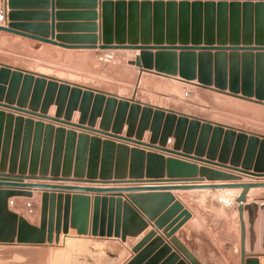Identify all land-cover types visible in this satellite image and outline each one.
Segmentation results:
<instances>
[{"label": "rangeland", "instance_id": "obj_1", "mask_svg": "<svg viewBox=\"0 0 264 264\" xmlns=\"http://www.w3.org/2000/svg\"><path fill=\"white\" fill-rule=\"evenodd\" d=\"M104 10H109L108 25V18ZM104 10H102L103 39L114 45L122 42L129 44L133 39L139 45L199 47L237 45L243 47L244 44H248L252 47H264V1L114 0L110 1ZM94 15L96 23L99 21L98 13L96 15L94 12ZM234 40L238 42L231 43ZM130 52L117 51L116 62L104 65L99 63L97 58L86 57L84 53L83 55L77 53L59 61L52 56L40 59L21 57L0 49V72L2 68L8 67L12 71L18 70L23 74L42 75L57 78V80L63 79L65 82L70 80L72 84L84 85L97 91L128 95L134 94L133 92L136 91L139 99L149 103L140 102L141 104L155 105L152 107L159 109H163L160 108L161 106L166 107L172 109L166 111L199 119L202 124L209 122L213 128H215V124L225 126V128L231 127L236 130L237 135L242 131L247 135L248 140L251 137L258 139V144H252V148L255 150L254 167L249 172L264 176V168H258V172L255 170V166L259 164L257 163L258 155L264 154V145H261L264 141V95L235 97L216 92L215 89L210 90L198 85L195 87L201 89H191L170 78L162 79L150 76H145L142 84L137 87L136 71L138 69L140 72V69L131 65V62L135 61L136 55ZM259 52L261 54H258ZM259 52H251L253 57L252 65L248 66V78L249 80L252 78L261 79V82L264 83V50ZM181 54L182 51L174 53L178 58ZM200 54L199 51L195 53L197 56ZM229 54L236 57L233 66L237 69H244V65H241L237 59L240 56L243 60L245 59L242 56L243 52H238L237 55L230 51L205 53L208 55V60L213 63L217 57L223 58ZM256 57L261 60L257 61L258 64L253 62ZM245 75L247 73H244L243 77ZM35 78L37 77L35 76ZM145 81L146 83H144ZM22 85V81L15 85L12 79L4 80L0 77V179L62 185L114 184L105 180L93 181L95 178L104 177L108 172L107 169L100 170V168H94L87 164L86 160H90L89 158L92 157L90 154L94 152H92L94 146L89 143L90 141L81 144V141L78 140L79 134L71 133L66 129L61 130L58 124H52L28 113L20 112L19 107H23L27 111L31 107L41 110L44 101V97H42L37 103L33 89L26 93L23 91ZM259 88L263 87L259 86ZM258 91L264 94V89ZM254 92L256 91L254 90ZM132 99L134 98L128 100ZM50 109L47 116L53 118L56 111L51 116ZM38 112L40 114V111ZM187 113L188 115H186ZM62 116L65 117V114L62 113ZM239 146L245 148L242 156V160H244V153L248 150L249 141L245 146L243 143H240ZM206 149V152L209 153L210 145ZM192 155L194 156V154ZM242 163L243 161H241ZM260 164V166H264V162ZM239 168L242 169V165ZM198 174L200 179L192 177L190 179L194 180H189V182L204 183L209 180L238 182L242 181V178H246L216 167H202ZM251 194L250 202H248L251 208L248 209L247 216L250 222L255 220L251 232V248L252 254H256L263 252L264 249V190L254 191ZM123 197L126 198V195ZM20 198L29 199L30 201L23 200V202L32 203L33 211H30L27 206L20 209L18 207L22 202ZM219 198L225 202L228 199V197ZM12 199L18 204L17 207L9 206ZM35 209L36 201H34L33 194L30 198L19 196L6 200V209L3 214L23 218L28 224L39 228L40 225L33 224L35 223L34 216H36ZM6 216L2 215L1 217L3 224L7 222L2 233L4 232L3 237L10 239L14 227L10 221L11 217ZM16 232L17 235L12 244H0V264H128L135 257L133 249L144 240L133 247V243L128 242V238L132 237H127L126 241L122 242L113 237H79L77 233L70 234L69 232L67 236L61 233L59 242L54 240L52 244L32 246L18 244V229ZM158 239L161 241H157ZM149 242L146 245L147 247L152 245V251L143 264L151 260H154V264L181 263L177 255L176 260L170 261L173 254L168 256L169 253L165 252L162 239L156 238L151 244ZM159 247L162 249L153 255L154 250ZM195 259L202 264L197 258ZM210 259L213 261V258ZM220 259L224 264H236L234 258ZM249 259L256 260L258 264H264V253ZM215 262L218 264L217 260Z\"/></svg>", "mask_w": 264, "mask_h": 264}, {"label": "water", "instance_id": "obj_2", "mask_svg": "<svg viewBox=\"0 0 264 264\" xmlns=\"http://www.w3.org/2000/svg\"><path fill=\"white\" fill-rule=\"evenodd\" d=\"M110 1L114 0H99V8L101 11L99 16V37H94L92 44L74 46L60 43L56 40L54 34H51L50 40L40 38L21 32L14 24H10L8 28L0 26V31L56 45L65 49L136 51L139 52V54L135 58V61L131 62V65L139 68L140 74L150 72L166 78L179 76L184 82H191L197 79L198 86L210 90H212L211 87L214 83L216 92L235 97L239 96V93L245 97H252L254 95L259 97L260 95H264L259 91L257 92V90L264 89V87H258L256 92H254L252 79L249 80V78H246L245 76L244 79L247 81L241 88L237 81L239 79L237 76L238 73L237 71H233V65L231 67L232 69L229 78L228 74H225L223 70L219 69L216 73L215 81L213 82V62L208 60V55H205V53L210 51H230L236 55L238 52H243L244 54L242 56L245 59H248L247 64H245L244 72L247 70V76H249L248 66L252 65L253 57L251 52L262 51L264 50V47H252L248 44H244L243 47L237 45L219 47L163 46L156 44L139 45L136 40L133 41V39L130 40L132 43L129 41V44L122 42L114 45L108 42V40L103 39L102 10H104L105 6L109 5ZM155 1L160 2V0ZM11 5L12 4H9L10 7ZM104 13L108 18V25L109 10H104ZM4 18L5 11L0 12V24L4 21ZM235 42L238 41L234 40L231 43ZM153 51H158L156 61L154 60ZM176 51H182L180 64H178V57L174 55ZM197 51L201 52L199 56L195 55ZM258 54H261V52ZM225 58L226 56L223 58L219 56L217 57V61L219 59L225 60ZM197 59H199L200 63L199 73H197ZM166 60L172 61V64L166 65ZM35 76L37 78H35ZM0 77L4 80L12 79L15 85L22 81L23 91L27 93L33 89V95L37 98V103L40 102L42 97H44L41 110L39 108L31 107L30 110L27 111L24 110L25 108L19 107V109H21L20 112L36 116L40 120H46L52 124H58L61 130H65L64 127H67L70 128L69 131L71 133H76L74 130L83 132L78 136V140L81 141V144L85 141H90L89 143L94 146L92 152L95 148H100L102 146L101 152L104 154L107 142L102 145L100 144V147H98L99 143L96 141V138L90 139L88 134L105 136L111 139L133 143L140 148H148L156 152L177 156L179 157L177 163L190 169H196L195 165L196 162H198L205 167L225 169L228 173L244 176L250 180V182L246 183L150 184L117 187L32 183L21 180L0 179V244H12L16 238L17 229L18 244L32 246L45 243L52 244L54 240L59 242L61 233L67 236L70 228L75 229L79 237H113L125 242L127 237H136L147 227V222H143L138 212H140L146 220L154 221V227L161 230L166 238L171 239V237L173 235L175 236L177 231L191 219L192 215L187 210H184L182 204L176 201L175 197L168 192L192 190H241V194L235 200L236 204H238V219L241 229V264H258L256 260L249 259L256 257V255H247V252L253 253L251 248V232L253 231V223L255 220L254 222L253 220L250 222L248 219V209L251 208V205L247 202L246 198L250 190L264 189V179H261L264 176L260 173V175H255L249 172L254 167L255 150L252 148V144H258V139L256 137H251L248 140L247 135L244 132L241 131L240 134L237 135L234 128H225V126L219 124H215V128H213L209 122H204L202 124L201 120L196 118H190L172 111H166L141 104L135 100L136 94L132 100L123 99L112 94L60 81L54 78L34 75L31 73L23 74L18 70L12 71L8 67L1 69ZM228 79H230V81H228ZM227 90H229V92H227ZM53 105L57 107V110L56 115L52 118L48 117L47 113ZM38 111H40V114ZM75 112H79L80 114L77 124L71 121ZM62 113L65 114V117L62 116ZM98 119H101V121L99 129H96L95 126ZM125 125L127 126V132L126 136L123 138L119 135L123 133ZM224 129L227 130L225 131ZM147 131L151 133L150 141L148 144H144L141 141ZM133 136H135V140H131ZM170 138L174 139L173 149L167 150L166 146ZM248 141L249 147L246 153H244V160H242L245 148H243V146L240 147L239 144L243 143L245 146ZM156 143H158V146H155ZM208 145H210L211 148L209 153L206 152V147ZM233 145L235 146L233 147ZM261 145H264V141ZM192 154H194V156ZM258 157L259 159L257 163L260 164L264 162L263 153H260ZM217 159L218 162H216ZM241 161H243L242 164ZM227 163H230V166H227ZM241 165L242 169L239 168ZM260 165L259 167L255 166L257 172L259 170L258 168H264V166ZM107 176L108 175L105 174L104 180H106L105 177ZM30 190L45 191L42 197L39 228L28 224L23 218H18L15 215L3 214L6 209V200L8 198L19 196L30 198L32 197V194L29 192ZM48 191L72 192L77 194L71 198L72 202L70 201L69 196L66 197L65 207L61 208V196L57 198L54 196L55 194L50 196L47 193ZM88 195H96L93 199L92 212L91 199ZM101 195L104 196L101 198L99 197ZM124 195H126V199L129 203H123L122 198ZM56 200L59 203L57 207L55 205ZM69 203H72V205H69ZM2 215H7L6 217L9 216V218L11 217V220H9L13 223L14 231L10 239H8L9 237H3L4 232L2 233V231L7 222L3 224L1 219ZM153 237H155L154 232L148 234L141 244L133 249L135 257L128 264H143L145 262L151 254L153 246L150 245L145 250L141 249ZM157 241L160 242L161 240L158 239ZM171 243L190 264H200L195 257H193L184 246H182L176 236L171 240ZM164 250L166 253H170V249L167 246L164 247ZM261 253H264V249ZM176 259L177 256L175 254L170 257V261ZM146 264H154V260L148 261Z\"/></svg>", "mask_w": 264, "mask_h": 264}, {"label": "crops", "instance_id": "obj_3", "mask_svg": "<svg viewBox=\"0 0 264 264\" xmlns=\"http://www.w3.org/2000/svg\"><path fill=\"white\" fill-rule=\"evenodd\" d=\"M9 4H12L11 7ZM98 4V8H97ZM5 11L4 21L0 26L8 28L10 24L17 26L18 30L31 34L40 38H46L50 40L51 34H54L56 40L60 43L70 44L74 46L92 44L94 37H99V25H100V8L99 0H0V12ZM94 12L97 15L98 13V22H94ZM11 16V17H9ZM98 31H97V29ZM104 32V31H103ZM0 49L6 53H11L13 55H18L21 57H31L35 59L44 58L46 56H52L57 58L59 61H62L68 57L81 53L80 55H86V57L97 58L103 51L100 50H86V49H65L56 45H51L27 37L15 35L9 32L0 31ZM130 51H128L129 53ZM87 53V54H85ZM138 56L139 52L132 51ZM154 60H157L158 51H153ZM229 54L226 56L225 60L219 59L212 64L213 70V82L215 81L217 71L223 70L225 74H228L230 77L231 66L235 63L236 57H232ZM239 63L241 65L247 64L248 59H242L240 56ZM256 60V61H255ZM253 61L258 64L257 61H261L257 57ZM244 63V64H243ZM166 65L172 64V61L166 60ZM178 64H180V58H178ZM184 64V63H183ZM198 68L197 73H199V59L196 62ZM203 64V63H202ZM186 65V64H184ZM137 69V68H136ZM238 73V83L240 87L244 86L246 83L245 77H243L244 69H237L233 66V71ZM241 71L243 74L241 75ZM137 75V87L140 86L145 79V76L150 77H161L162 79H169L162 77L150 72H145L140 74L139 70L136 71ZM198 75V74H197ZM57 79V78H56ZM185 85L191 89H201L195 87L198 85V80L195 79L191 82H184L180 77L170 78ZM60 81H65L59 79ZM181 80V81H180ZM230 81V79H228ZM67 82H72L69 80ZM249 82V81H248ZM146 83V81L144 82ZM253 89L256 91L259 86L264 87V83L261 82V79L256 80L252 78ZM79 85V84H76ZM145 85V84H144ZM82 86V85H79ZM148 86V85H147ZM82 87H85L84 85ZM89 88V87H86ZM215 89L214 83L211 87ZM92 89V88H90ZM95 90V89H94ZM108 93L107 91H101ZM115 95L119 98L131 99L135 98L138 102L149 104L145 101H142L138 98L137 92L134 91V94H121L116 92H110L108 94ZM191 93V92H190ZM189 93V94H190ZM241 95V93H239ZM150 105H152L150 103ZM155 106V105H152ZM157 107V106H156ZM164 110H172L166 107H160ZM56 111V106H52L50 109V115L53 116ZM179 112V111H176ZM181 113V112H180ZM184 114V113H183ZM188 115V113L186 114ZM79 119V112H75L72 118V122L77 124ZM101 119H98L95 126L96 129H99ZM62 128V127H61ZM67 131L70 128L64 127ZM76 134H82L83 132L79 130H74ZM127 132V126H124V131L120 134V137H125ZM86 134V133H85ZM90 139L96 138V141L100 144L107 142L106 149L104 154L101 152L100 148H95L94 156L91 153L89 158L86 160L89 166L94 168H100V170H108L106 173L108 176L106 182L116 183L111 185H100V184H81L78 186H142L150 184H202L200 182H189V180H194L198 176V173L205 167L201 163L196 162L195 168L190 169L183 165L177 163L179 157L173 156L170 154L156 152L148 148H140L134 145L133 143L111 139L105 136H95L88 134ZM151 133L149 131L145 132V135L142 139V143L148 144L150 141ZM135 140V136L131 138ZM174 139L170 138L166 146L167 150L173 149ZM158 146V143L155 144ZM182 152V151H181ZM189 160V159H185ZM230 163H227L229 166ZM194 179H190V178ZM244 177V176H243ZM197 179H200L199 177ZM104 180V177L95 178L93 181ZM238 182H250L249 178H242V181ZM212 183H229L221 182L216 180L205 181L204 184ZM72 185V184H66ZM264 189H252L250 191H260ZM224 191V192H222ZM226 191V192H225ZM229 191V192H228ZM33 194L34 201H36V216H34L36 226L40 225L41 217V204L42 197L45 191H36L30 190ZM241 190H192V191H170L168 193L172 194L176 201L180 202L184 207V210H187L192 215L191 219L188 220L176 233V237L181 242L182 246L195 258H197L202 264H217L215 260L218 261V264H224L220 258H234L236 264H240L241 257V229L238 219V204L235 200L241 194ZM48 195H53L57 198H62L61 208L65 207V198L69 196L70 201L73 196L77 193L72 192H52L48 191ZM249 192L246 196L247 202H250L251 194ZM226 194V195H225ZM91 199V212L93 209V199L96 195H88ZM101 195L99 197H103ZM218 197H228L226 199L229 201L227 204L223 203ZM21 199V198H20ZM23 200L30 201L29 199L23 198ZM69 201V202H70ZM123 203L129 201L126 198H122ZM16 204L14 200V206L19 207L20 209L26 208V203ZM56 207L58 206V201H55ZM72 202V201H71ZM20 203V202H19ZM31 211H33L32 203ZM72 205V203H69ZM135 209V208H134ZM136 210V209H135ZM137 211V210H136ZM138 212V211H137ZM143 222H147V227L136 237L128 238V242L133 243V247L137 246L148 234L154 232L155 237L150 239L149 244L152 243L156 238H160L164 242V246H167L170 249L168 256L175 254L179 257V262L189 264L183 255L176 249V247L171 243V240L175 237L174 235L171 239L166 238L162 234L161 230H158L154 227V221H148L138 212ZM70 234H76V230L70 228ZM163 246V247H164ZM147 245L142 248L145 250ZM162 247H159L154 250L152 253L156 255ZM262 253L258 252L252 254L247 252V255H261ZM213 258V261L210 259Z\"/></svg>", "mask_w": 264, "mask_h": 264}, {"label": "built area", "instance_id": "obj_4", "mask_svg": "<svg viewBox=\"0 0 264 264\" xmlns=\"http://www.w3.org/2000/svg\"><path fill=\"white\" fill-rule=\"evenodd\" d=\"M116 53H117V51H113V50L103 51L97 57V60L99 63L104 64V65L114 64L116 62V58H117ZM186 96H188L187 93H186ZM9 206H11V207L14 206V200L13 199L9 202ZM26 206L31 211V204L27 203Z\"/></svg>", "mask_w": 264, "mask_h": 264}, {"label": "bare ground", "instance_id": "obj_5", "mask_svg": "<svg viewBox=\"0 0 264 264\" xmlns=\"http://www.w3.org/2000/svg\"><path fill=\"white\" fill-rule=\"evenodd\" d=\"M234 191V190H233ZM222 192H224V191H222ZM226 192V191H225ZM229 192V191H228ZM250 192H252L253 193V191H250ZM226 195V194H225ZM252 196V195H251ZM225 198V197H224ZM222 200V199H221ZM223 203H227V201L225 202V201H222ZM229 202V201H228Z\"/></svg>", "mask_w": 264, "mask_h": 264}]
</instances>
